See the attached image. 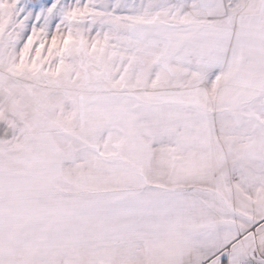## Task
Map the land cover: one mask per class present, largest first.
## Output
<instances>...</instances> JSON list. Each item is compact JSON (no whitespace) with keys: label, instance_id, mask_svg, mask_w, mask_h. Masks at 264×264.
<instances>
[{"label":"snow or ice","instance_id":"obj_1","mask_svg":"<svg viewBox=\"0 0 264 264\" xmlns=\"http://www.w3.org/2000/svg\"><path fill=\"white\" fill-rule=\"evenodd\" d=\"M0 264H264V0H0Z\"/></svg>","mask_w":264,"mask_h":264}]
</instances>
